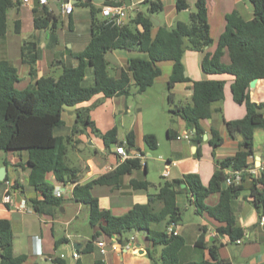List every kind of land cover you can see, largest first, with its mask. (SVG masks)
Wrapping results in <instances>:
<instances>
[{"label":"crops","instance_id":"0c3cea01","mask_svg":"<svg viewBox=\"0 0 264 264\" xmlns=\"http://www.w3.org/2000/svg\"><path fill=\"white\" fill-rule=\"evenodd\" d=\"M106 1L91 0V3L101 9L104 5L111 4ZM116 1L129 6L124 24H130L137 10L147 6L143 4L144 0ZM158 1L161 2L162 9L151 16L159 20V25L171 28L177 20L187 19L188 14L194 9L196 0H187L188 8L181 11L176 9V0ZM84 2L85 0L72 1L70 13L62 11L64 5L62 0H48L43 5L39 4L38 0H28L26 3L20 2L17 7L12 6L7 9V28L4 34L0 35V60H7L16 68L18 81L15 87L17 89L23 90L34 86L39 76L57 77L63 65H76L73 54L82 51L90 38V9L84 6ZM248 3L250 7L247 10ZM43 7L58 17L59 21L55 27L51 23L43 28L34 27V17L42 14ZM206 9L207 33L211 38V43L205 45L203 51L191 49L184 51L182 63L184 75L188 80L178 81L171 88L174 94V104L185 105L192 103L193 81L206 79L225 81L223 99L210 105L211 115L209 117L199 120V125L203 129L199 142L194 139L192 127H189L177 115L170 117L165 124L163 123L162 133H159L160 130L158 131L157 127L161 125H159L160 122H155L154 117L158 105H154L150 112L152 104L150 93L154 91L152 89L157 84L161 83H163L161 86H164V91L159 99L162 107L164 106L167 95L166 84L173 66V62L168 60L157 62L156 65L160 68L161 74L142 93H136L131 97V93L112 97H105L98 93L87 101L63 108L62 124L54 128L53 134L65 138L67 152L64 160L71 171L65 173V182L57 181L52 172L45 175V181L52 185L54 190L57 187L60 189V197L63 201L59 206L52 208L47 206L46 212L36 213L33 208V199L41 200L44 197L41 191L28 184L27 152L0 149V177L3 176L2 180L0 179V219H8L11 223L13 253L27 256L21 264L53 262L50 257H58L56 253L59 243L56 247L55 244L61 238H65L62 242L63 248L68 250L63 260L66 264L65 258L67 257L70 264H74L70 256L71 251L76 249L73 244L80 243L78 248L82 249L92 234L99 230L97 226H90L87 207L73 199V187L76 183L84 184L115 169L124 160H120L115 152L118 145L106 144L103 138L94 132V129L103 134L115 127L119 140H125L126 134L132 132L134 145L130 148L125 147V149L140 158V167L119 175L115 183L95 184L91 188V193L98 199L100 207L109 210L113 215H122L134 204L145 203L148 194L156 193L160 184L165 180L181 179L188 173H195L201 182L207 185L213 172L219 167L218 162L235 154L243 137L237 131H229L226 121L244 117L246 107L244 104L236 103L232 98L230 85L234 78L233 75L207 74L202 70L201 61L204 53L215 50L218 38L225 28V16L236 11L244 19H250L252 4L249 0H206ZM98 17L105 18L101 12ZM156 29L157 26L153 29V34ZM29 40L36 44L34 75L30 73V67L24 63L21 55V46ZM132 57L147 59L148 55L136 49L116 48L107 51L105 58L109 63V74L118 76L120 69ZM222 61L228 63L227 53L222 57ZM93 83V70L88 67L83 84L89 86ZM133 88L135 91L136 87ZM248 93L252 102L262 104L264 114V78H257L255 85L249 86ZM78 110L88 114L93 126L87 123H77ZM168 129H171V136L167 134ZM212 130H216L221 137V142L217 146H212L210 143L213 137ZM145 134L155 135L158 143L155 149L147 148L143 140ZM185 134H189L190 138L185 139L183 137ZM250 162L251 165L247 167L249 169L264 165V129L262 128L254 130ZM165 168L168 169L166 177L163 176ZM155 170L160 175V180L157 182L151 177ZM231 170L232 168L229 167L225 171L229 173ZM247 173L243 181V189L231 202L236 222L244 229V238L239 242H232L227 235L218 234L216 229L222 224L205 212H197L196 207L189 200L191 195L188 192L180 191L176 194V205L182 210L181 220L177 224L178 236L184 240L178 252L180 263L200 261L209 257L207 248L195 244L202 234L201 228L204 227V244L209 246L215 241L220 243L218 248L220 258L230 261L231 264H264V221L260 219L264 214H259L250 201L251 180L249 176H257L250 172ZM69 176L74 180L68 179ZM6 180L11 182L9 189L5 183ZM143 182H149L147 188L137 185ZM241 182H234V184ZM224 185L228 184L224 182ZM181 187H186V184ZM7 189L13 202L25 201L26 208H28L26 212L15 208L11 201H4ZM218 200L219 193L216 192L208 195L205 202L213 206ZM83 210L86 213L89 230L86 231V226L83 231H79L78 227L71 229L72 224ZM187 216L189 219L185 220ZM158 227L164 229V224L161 223ZM128 232V236L123 233L111 236L101 234L92 242L89 252L78 251L80 254L78 263L151 264L152 261L148 255L151 253L156 258L157 264H160L161 246H154L143 231ZM100 241L104 243V252H101L97 245Z\"/></svg>","mask_w":264,"mask_h":264},{"label":"trees","instance_id":"16d2710c","mask_svg":"<svg viewBox=\"0 0 264 264\" xmlns=\"http://www.w3.org/2000/svg\"><path fill=\"white\" fill-rule=\"evenodd\" d=\"M252 4V17L244 19L236 11L225 16L226 24L220 34L217 46L213 52L204 53L201 61L202 70L207 74L227 73L233 75L230 85L232 98L236 103L244 104L246 113L237 120L226 121L229 131H237L243 137L239 148L234 155L218 162L216 169L204 185L195 173H188L181 179L163 181L156 193L148 194L145 203L134 204L126 213L113 215L109 210L100 207L98 199L91 193L95 184L115 183L118 176L139 168L140 158L125 159L115 169L104 173L92 180L76 183L72 190L73 199L87 207L88 220L91 227L97 226L91 238L82 249L76 251L89 252V247L101 234L111 236L121 235L126 231H143L146 238L154 246H161L160 264H231L218 255L220 243L213 242L206 246L203 242V232L195 244L208 249L209 257L200 261L180 263L179 249L183 245L182 237L167 234L165 228L170 224H178L182 210L176 205V194L186 191L191 196L189 200L196 207V211L205 212L222 225L216 231L220 235H227L232 242L244 238V229L236 222L232 210V199L243 189V181L247 172H243L242 182L239 184L224 185L227 177L226 169H246L251 165L253 133L256 128L264 129V114L262 104L252 102L249 97V85L254 78H264V0H249ZM107 3L120 4V1L107 0ZM18 2L0 0V35L7 28L6 12L12 6H19ZM150 15H145L142 9L137 10L130 24L115 25L105 18H99L101 12L91 0H85L84 6L90 9V38L86 47L73 56L76 59L74 66H62L61 73L39 76L35 85L19 90L15 87L18 81L16 68L7 60H0V149L25 150L29 165L28 184L41 191L43 199H33V208L36 213L46 212V207H57L63 199L53 194L54 187L45 181V175L52 172L55 179L65 182V173L71 170L65 163L67 148L65 138L55 136L54 128L62 124V111L65 106H73L101 93L105 97L128 95L131 86H135L136 93L144 92L161 74L156 65L159 61L171 60L172 72L167 80V102L169 111L180 116L189 127H192L194 139L200 141L203 129L199 120L211 115L210 105L219 102L224 97L225 81L220 79H206L193 81L192 103L174 104V94L171 91L174 83L186 81L182 56L186 49L203 51V47L211 43L207 33L206 0H196L194 9L186 20H177L173 27L158 25L155 33L154 23L150 16L162 9L158 0H144ZM187 0H176V9L181 11L188 8ZM39 16L34 17V27H47L49 23L56 26L58 17L46 7ZM132 25V26H131ZM36 44L34 41H25L21 46V55L24 63L30 67V73L35 74ZM116 48L128 50L136 49L147 53L148 58L132 57L120 69L118 76L109 74V63L105 53ZM227 53L229 61L225 63L222 57ZM93 70L94 83L86 86L83 80L87 68ZM77 123H87L93 126L88 114L77 111ZM100 135L106 144L115 143L130 148L134 145V135L129 132L125 140L117 138L116 128H112ZM210 140L212 146L221 142L216 130H212ZM172 135L171 129L167 130ZM145 144L150 149L157 147L154 134L143 136ZM146 165V164H144ZM251 180L250 201L259 214H264V174L259 177L249 176ZM70 180H74L69 176ZM186 187L182 188L181 184ZM147 188L149 182L137 184ZM136 185V186H137ZM219 193L216 205H208L205 199L212 193ZM164 224V229L158 227ZM61 238L56 242H63ZM13 231L8 219H0V264H21L26 260L25 254L13 253ZM152 263L157 264L153 254L148 253ZM58 264H65L63 259H51Z\"/></svg>","mask_w":264,"mask_h":264},{"label":"built area","instance_id":"2783aa9c","mask_svg":"<svg viewBox=\"0 0 264 264\" xmlns=\"http://www.w3.org/2000/svg\"><path fill=\"white\" fill-rule=\"evenodd\" d=\"M12 2H22V3H26L28 2V0H11ZM39 4L43 5L46 4L48 2V0H38ZM129 9V6H126L124 4H106L101 8V13L102 15L105 17V19L115 25H123L124 24V20L127 17V11ZM72 10V5L70 3H64L63 5V12L64 13H70ZM190 134V133H189ZM189 134H185L183 137L185 139L190 138ZM179 138V137H178ZM115 152L116 154L119 155V159L120 160H125L127 158H131V157H135L134 154H132L131 152H129L127 149H125V147L123 145H118L115 148ZM143 164H145L143 162ZM250 172L253 175L259 177L262 176L264 174V165H261L259 168H246V169H242V170H234L232 169L229 173H227V177L225 179V183L226 184H232L234 182H238L242 180L243 177V172ZM163 176H168V169L165 168L163 170ZM7 188L9 189L11 187V182L9 180L5 181ZM8 189L6 190L5 196H4V201L5 202H13V200L11 199V196L8 192ZM54 194L56 196H61V192L60 189L57 187L54 190ZM13 206L19 210H21L22 212H26L28 210V208H26V204L24 200H20L17 202H13ZM261 221H264V216H262ZM165 232L167 234H173V235H178V225L174 224V223H170L166 228H165ZM240 240H238L237 242H239ZM97 245L100 247V251L104 252V243L102 241L97 242ZM71 258L74 260V264H81L78 263L80 254L78 251L76 250H72L70 253ZM65 257V254L60 253V255L58 256V258L63 259ZM50 259H52L50 257Z\"/></svg>","mask_w":264,"mask_h":264},{"label":"rangeland","instance_id":"374dc122","mask_svg":"<svg viewBox=\"0 0 264 264\" xmlns=\"http://www.w3.org/2000/svg\"><path fill=\"white\" fill-rule=\"evenodd\" d=\"M249 7H250V4L248 3V5L246 6V9L248 10ZM165 61H168V60H165ZM161 85H163V83L157 84L156 87L154 89H152L154 91H151V93H150V95L152 96V104H151L150 112H152V109H153L154 105H156V104L158 105L157 110L155 109L156 111H155L154 117H155V122L158 121V122H160L159 125H161V126L157 127L158 131L160 130L159 133H162V130L161 129H163L162 128L163 123L165 124V122L167 120H169L170 117H175L169 111L170 104L167 102V95H166V100H165L164 106L162 107V104H161L159 98L161 96L162 91H164V86L162 87ZM133 87H135V86H133ZM133 87L130 88V93H131L130 97L133 96L134 94H136V92L134 91V88ZM166 90H167V88H166ZM65 143H66V141H65ZM147 148L149 149L148 146H147ZM87 152L89 153L88 150H87ZM151 177L156 182L158 180H160V175H159V172H157V170H155L154 172H152ZM85 214L86 213L83 210L82 213H81V215L78 217V219L74 222V224H72L73 227H71V229H73L74 227H78V230L79 231H83L85 229V226H86L87 227L86 231L89 230L90 227H88L89 224H88V221H86V217H85L86 215ZM187 219H189L188 216L186 217L185 220H187ZM123 235L128 236L129 235V232L126 231V232L123 233ZM58 245H59V248H58L57 253H56V254H58V256L60 255V253H64V254H67L68 253L67 252L68 250H65V248H63L64 245H63L62 242L59 243ZM65 259L67 261L66 264H70V261L68 260V258L66 257ZM47 262H48L47 264H58V263L51 262V261H47Z\"/></svg>","mask_w":264,"mask_h":264},{"label":"water","instance_id":"95a60500","mask_svg":"<svg viewBox=\"0 0 264 264\" xmlns=\"http://www.w3.org/2000/svg\"><path fill=\"white\" fill-rule=\"evenodd\" d=\"M64 3H71L72 1H78V0H62ZM145 13V15L149 16L150 15V12L148 10V7L147 6H144L143 9H142ZM150 19L151 21L154 23L155 26H158L159 25V20L157 18H155L154 16H150ZM256 80L257 78H254L251 82H250V87H253L256 83ZM4 170V169H3ZM3 174H4V171H3ZM3 176L0 177V179L2 180ZM181 186H185V184H181ZM80 243H74L73 246L74 248H78L80 247Z\"/></svg>","mask_w":264,"mask_h":264}]
</instances>
